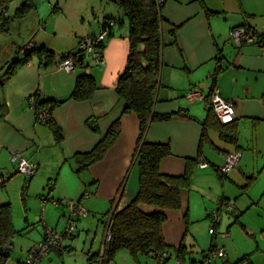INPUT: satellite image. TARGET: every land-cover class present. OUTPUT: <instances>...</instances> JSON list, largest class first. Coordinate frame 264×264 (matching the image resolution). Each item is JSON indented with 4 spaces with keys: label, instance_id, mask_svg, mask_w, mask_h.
Masks as SVG:
<instances>
[{
    "label": "crops",
    "instance_id": "1",
    "mask_svg": "<svg viewBox=\"0 0 264 264\" xmlns=\"http://www.w3.org/2000/svg\"><path fill=\"white\" fill-rule=\"evenodd\" d=\"M24 1L7 0L0 8L1 27L17 26L16 29L25 32L1 48L5 62L0 63V74L5 69L4 63L8 59L20 60L21 49L30 43L53 58L31 56L26 63L16 65L11 78L0 86V206L10 205L5 193L10 192L11 184L17 186L21 195L24 192V197L35 186L39 189L38 197L50 201L54 198L50 192L54 187L70 183L76 192L67 190L59 197L72 199L91 215L103 217L98 219L103 228L97 251L100 254L105 215L115 207L121 209L128 205L139 188L135 158L139 121L134 114H122L124 101L115 92L129 51L127 21L117 20L122 16L120 9L105 5L98 23L66 28L61 33L56 25H39L38 0L20 13ZM106 17H111L116 24L101 50L103 64L95 65L83 56L73 72L58 70L57 60L76 55L79 39L97 35ZM11 18L20 23L7 22ZM161 18L164 46L154 112L177 115L167 122L151 124L145 140L168 144L170 154L159 164L163 176L179 177L186 170L190 172L189 187L181 193V208L164 211L162 234L169 247H185L191 254L187 259L200 262L208 249L189 250L194 247L189 241L190 225L197 221L206 220L203 226L208 233L211 228L214 232L221 229L230 233L232 227H238L249 235L258 232L264 240V45L250 43L237 47L230 39V32L241 26L256 35H264V0H167L161 9ZM2 30L5 31L4 27ZM84 74L94 78L96 90L86 101L67 100L77 78ZM213 87L224 100L233 103L235 142L224 139L216 125H209L205 137H201L208 111L203 100L190 101L186 94L197 89L205 97ZM30 97L63 101L51 112L52 124L61 133L60 140L55 139L50 126L35 121ZM213 117L217 120L214 114ZM116 120L120 130L114 143L100 160L79 171L78 158L91 153ZM234 152L240 154L237 167L220 177L217 169ZM14 153L37 166L32 177L17 172L10 160ZM201 162L206 167L200 168ZM50 183L53 186L46 192ZM139 208L144 213L157 211L146 205ZM214 213L217 221L213 220ZM248 214L249 223L243 220ZM89 224H92L90 220ZM95 229L97 233L99 226ZM213 240L209 247L222 249L226 264L252 253L248 250L242 254L237 250L230 253L229 246L217 247ZM91 248L87 253L93 252ZM68 250L62 246L53 251L61 254ZM197 252L201 253L199 260L197 255L192 256ZM97 253L88 254V259Z\"/></svg>",
    "mask_w": 264,
    "mask_h": 264
},
{
    "label": "trees",
    "instance_id": "2",
    "mask_svg": "<svg viewBox=\"0 0 264 264\" xmlns=\"http://www.w3.org/2000/svg\"><path fill=\"white\" fill-rule=\"evenodd\" d=\"M33 1L25 0L21 8H19L20 13H24L28 8L32 7ZM111 2L120 9L127 21L129 51L125 67L117 78L115 92L124 101L122 114H134L139 121V134L135 150L139 188L133 201L112 214L110 240L105 243L102 255L100 256L98 252L96 255L89 257L88 261L96 264H111L117 251L123 249L135 259L138 256L148 255L156 263L163 264L173 254L175 260L185 264L186 256H189L186 248L182 246L176 248L169 247L165 243L162 234V225L166 220L165 210H179L181 208V193L189 187L190 172L186 170L179 177L163 176L159 171V164L163 158L169 156V146L168 144L151 143L145 140V133L151 124L167 122L177 115H161L154 112L161 51L164 46L161 18L163 6L157 8L155 0H111ZM6 3L7 0H0V8L6 5ZM106 20L112 21L113 25L106 27ZM115 24L116 22L111 17H106L102 21L100 31L107 29L105 40L111 35V30ZM3 27L6 30V25H3ZM241 27H244L250 34L256 37L254 43L264 45V35H256L248 27ZM172 33L174 34V30ZM86 37H95V35ZM83 38H80L78 43ZM104 41L96 47L99 52L104 46ZM21 54L23 55L22 58L11 62L6 69L5 75L0 77V86L11 78L16 65L26 63L31 56H37L41 59L44 57L46 60H52L53 58L52 54L47 53L44 49H37L35 47L32 51ZM79 55L81 54L78 49L76 55H66L61 57V59L72 58L74 67L76 68V66L80 65V62L77 61ZM213 89L215 87L211 91ZM95 90L94 78L88 74L81 75L77 78L74 90L67 100L76 102L86 101ZM33 100L35 116L40 110L47 107L56 108L63 102H54V100L41 101L35 97ZM52 109L49 111L50 118L45 124L51 127L55 139L60 140L61 133L52 124ZM207 111V117L202 123L201 137H205L209 125H216L224 139L235 142L234 125L232 123L221 124L213 117L212 111L208 109ZM119 130V120H116L94 150L78 158L80 164L79 171L102 158L106 150L118 137ZM219 176L223 177L222 175ZM47 200L43 199L42 201ZM139 205L155 207L157 211L144 213L140 210ZM111 211L105 216L107 217L111 214ZM184 218H187L186 212L184 213ZM17 233L12 224L10 206L8 204L0 206V264H6L7 261V256L4 255V252L8 251L3 250L4 245L10 242ZM216 249L214 245H211L206 254L203 253L205 254L203 261L195 262L188 260L189 264L210 262L212 254ZM158 258H161V260L158 261ZM219 259H222L223 264H226L224 256ZM233 264H254V262L251 259V255L247 254Z\"/></svg>",
    "mask_w": 264,
    "mask_h": 264
},
{
    "label": "rangeland",
    "instance_id": "3",
    "mask_svg": "<svg viewBox=\"0 0 264 264\" xmlns=\"http://www.w3.org/2000/svg\"><path fill=\"white\" fill-rule=\"evenodd\" d=\"M56 1L57 3H55ZM50 2L51 0H38L39 5L37 11L39 12L38 16L40 18L39 25L46 26L47 24H50L53 27L56 25L55 28L61 33H63L66 28L72 29L75 27V29H77L78 27H81V25L98 23V18H100L99 14L105 5H108L109 9L112 7H116V9L118 8L113 2H111V0H53V2H51L52 4ZM55 7L57 8V11L55 10ZM9 16H12V14L10 13ZM11 19L13 21H10ZM11 19H7V22H11L12 25H17L14 23H20L13 18ZM27 20L28 18L24 21ZM117 20L126 23L123 15ZM16 27L13 28L11 25H8L6 26L8 31H3L0 26V63L5 62V56L1 54V48L7 43L12 42L19 35L22 36L25 33L23 29L18 30ZM12 61H14V59H8V61L4 63L5 69H3L4 71L2 74L6 71L8 65ZM2 74H0V77ZM51 186H53L52 183H50L48 188L46 187V192L48 190L50 191ZM71 186L72 184L67 183L61 187H54V189L50 191L54 198L50 201H42L43 199L41 200L38 197L39 189L35 186L28 189L30 195H26L25 197L24 192L23 195H21V192L17 190V186L14 184H11L10 192L6 190L8 191V194L7 192L5 193L7 201L10 200L9 206L11 209L12 224L15 231L21 230L20 233H17L10 240L13 251L4 252V255L7 256L6 264H24L28 250L42 239L45 229H50L57 236L62 237L61 247H66L69 250L68 252L63 251L61 254L51 251L41 260V262L36 264H96L88 261V254L91 255L97 253L100 248L103 228L98 219L103 217L100 215H91L84 207H82V205L77 204L72 199H62L59 197L67 190L75 193L76 189H73ZM23 198L26 199L25 202L27 203L28 209H26ZM58 199L61 202H64V204H60V202L57 201ZM71 200L77 206L82 207L85 210L87 213L85 217H81L79 220L72 217L68 206H66V203ZM56 202L59 204L56 205ZM89 220L92 224H89ZM243 220L249 223L251 221L250 215L248 214L243 217ZM71 221H74V230L69 234L66 233V230ZM205 222L206 220H200L190 225L191 228L189 229V235H191V238L193 239L190 238L189 241L194 244V247H192V249L189 248V250H207L211 243V238H214L213 241L217 247H221L224 244L227 247L229 246L230 253L237 250L240 254L245 250H248L252 252L251 259L254 264H263L264 253L262 250H264V240L261 238L260 233L256 232L255 235H249L247 231H241L238 227H232L233 229H230V233L223 232L221 229H215L214 234L210 235L206 226H203V223ZM97 226H99V230L96 233L95 228ZM89 248H91L93 252L87 253L90 251ZM256 248L260 251H257ZM196 255L198 256L196 258L199 260L201 258V253L197 252L192 256ZM214 261H216L217 264H222V259L212 257L210 259L211 264H214ZM111 264L158 263L148 255L138 256L135 259L130 256L126 250L121 249L117 251ZM163 264H175L174 255L171 254L169 260ZM185 264H189L187 256Z\"/></svg>",
    "mask_w": 264,
    "mask_h": 264
},
{
    "label": "built area",
    "instance_id": "4",
    "mask_svg": "<svg viewBox=\"0 0 264 264\" xmlns=\"http://www.w3.org/2000/svg\"><path fill=\"white\" fill-rule=\"evenodd\" d=\"M167 0H155L157 8L160 6H163ZM113 25L112 21L106 20V27H111ZM107 36V29L101 30L95 37H84L80 40L78 43V49L80 54H82L84 57H88L95 65H101L103 64V57L101 54V51L99 52L96 47L99 45V43L103 42ZM230 39L231 41L238 47L242 44H250L254 43L256 40V37L250 34L244 27H238L233 29L230 32ZM34 49L33 44H28L24 46L21 49V53H25L27 51H32ZM55 67L58 70H63L66 73H71L74 71V61L72 58H65V59H58ZM186 98L190 101H194L196 99L203 100L205 104V108L212 111V113L215 115L217 120L225 125L233 123L235 120V109L233 106V103L228 100H224L220 94L218 89H213L207 96L201 95V93L197 89H193L190 92L186 94ZM31 107L34 106V100L32 97L29 98ZM57 102V101H54ZM52 108H45L40 110L36 116L35 120L37 123H46L50 116L49 111ZM240 159V154L238 152L229 153L226 156L224 164L217 169V172L219 175L226 176L231 170L235 169L237 167V164ZM11 162L16 164L17 166V172L26 177H32L36 173L37 166L34 164H29L24 159L21 158V156L18 153H14L11 155L10 158ZM200 168L206 167V164L201 162L198 164ZM57 205V203H55ZM66 206H68V209L71 212L72 217H75L77 219L81 217H85L87 213L82 207L77 206L73 201H68L66 203ZM119 208L115 207L107 216L105 220V235L103 240V246L100 251V256L102 255L104 251V245L110 240V221L111 216L115 211H118ZM213 220L217 221L218 217L214 213L213 214ZM74 221H71L69 224L66 233L71 234L74 230ZM209 234H214V230L211 228L209 229ZM61 240L62 237L57 236L55 233H53L50 229H45L44 235L42 240L37 243L35 246H33L31 249L27 252V258L24 262V264H36L39 263L44 257H46L51 251L61 248ZM224 252L222 249H216L212 257L217 258H223ZM161 260V258H158V261ZM175 264H182L180 261L175 260ZM204 264H210L209 261H206Z\"/></svg>",
    "mask_w": 264,
    "mask_h": 264
},
{
    "label": "water",
    "instance_id": "5",
    "mask_svg": "<svg viewBox=\"0 0 264 264\" xmlns=\"http://www.w3.org/2000/svg\"><path fill=\"white\" fill-rule=\"evenodd\" d=\"M82 58H83V55L81 54V55H79L78 56V62H81L82 61ZM15 168L17 169V166H16V164H15ZM3 250L4 251H13V248L11 247V242H7L5 245H4V247H3Z\"/></svg>",
    "mask_w": 264,
    "mask_h": 264
}]
</instances>
